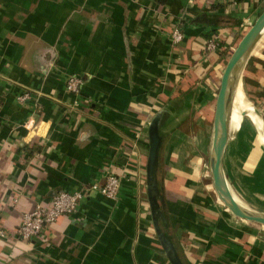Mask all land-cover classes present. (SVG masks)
Instances as JSON below:
<instances>
[{
  "label": "crops",
  "instance_id": "1",
  "mask_svg": "<svg viewBox=\"0 0 264 264\" xmlns=\"http://www.w3.org/2000/svg\"><path fill=\"white\" fill-rule=\"evenodd\" d=\"M263 7L264 0H0V229L8 235L0 264H167L144 191L147 125L159 109L157 180L182 263L264 264V226L234 220L203 190L219 64ZM176 27L184 39L172 46ZM213 32L224 49L203 56ZM253 49L239 81L257 79L264 91V71L245 72L252 57L264 60V30ZM70 76L81 79L77 94L65 89ZM22 93L29 99L18 101ZM238 95L244 104L240 84ZM257 102L255 129L241 118L228 135L223 172L238 203L264 212V99ZM204 130L206 153L196 148ZM174 139L187 146L167 149L161 162ZM108 174L121 177L115 200L86 191L77 210L40 237L12 235L36 204L102 185ZM182 231L190 236L178 243Z\"/></svg>",
  "mask_w": 264,
  "mask_h": 264
},
{
  "label": "water",
  "instance_id": "2",
  "mask_svg": "<svg viewBox=\"0 0 264 264\" xmlns=\"http://www.w3.org/2000/svg\"><path fill=\"white\" fill-rule=\"evenodd\" d=\"M263 30L264 7L251 21L244 22L235 40L221 58L211 98L210 124L212 139L208 158L209 181L218 206L225 214L236 221L260 226H264V212L246 208L235 200L223 172V161L231 140L227 129V118L232 96L230 83L238 62L243 56L241 68L234 80L236 84L238 83L243 64ZM252 109L258 116V111L253 106ZM164 112V109H159L155 112L147 125L144 191L154 234L161 249V254L168 264H183L170 236L167 234L168 221L165 203L162 189L157 180L159 150L161 146L160 127Z\"/></svg>",
  "mask_w": 264,
  "mask_h": 264
},
{
  "label": "built area",
  "instance_id": "3",
  "mask_svg": "<svg viewBox=\"0 0 264 264\" xmlns=\"http://www.w3.org/2000/svg\"><path fill=\"white\" fill-rule=\"evenodd\" d=\"M193 0H188L192 2ZM172 46L182 43L184 37L179 28H174L170 35ZM222 49L219 39L210 35L206 40L203 56L211 53H218ZM82 85L81 79L77 76H70L65 82V89L69 93L77 94ZM23 102L29 99V94L22 93L16 98ZM121 177L108 174L102 185L91 184L81 191H58L48 201L38 203L32 210L23 214L20 224L12 232L15 238L22 240H34L40 237L45 230L57 217L74 213L86 191H96L104 198L115 200L118 195ZM8 235L0 229V238L6 239Z\"/></svg>",
  "mask_w": 264,
  "mask_h": 264
},
{
  "label": "rangeland",
  "instance_id": "4",
  "mask_svg": "<svg viewBox=\"0 0 264 264\" xmlns=\"http://www.w3.org/2000/svg\"><path fill=\"white\" fill-rule=\"evenodd\" d=\"M240 81H239V79H238V83H239ZM243 105H245V103L243 104V100L241 101V100H239V95L237 94L236 95V97H235V99L233 100V103H232V106H231V113L233 112L234 113V115L236 116V113H237V111H239L240 109H241V107L243 106ZM243 114V115H242ZM242 114H241V117H242V120H241V122H240V126L241 125H244V126H249L250 125V127L252 126V128L253 129H255V124H256V121H255V119L254 118H252V117H249L248 115H246L244 112H242ZM255 115V114H254ZM231 127H232V129H231V131L232 130H234L235 128H236V126H232L231 125ZM186 131H187V133L189 134V132L190 133H192L193 132V130L192 129H190V128H188V129H186ZM198 133V132H197ZM191 135V134H190ZM195 135H197V137H200V134L198 133V134H195ZM208 136V133L204 130V133H203V135H201L202 136V140H203V143L202 142H200L199 143V145H196V148L199 150V151H202L203 150V152L204 153H206V150H207V147H208V144H206L207 143V136ZM233 136V135H232ZM231 136V137H232ZM192 139H193V136L192 137H189V139L187 140V142H188V145H191V141H192ZM233 140V139H232ZM231 140V141H232ZM183 141H177V140H172V142L169 144V146H168V143L167 144H165V145H163V148H162V161L161 162H164V160H165V152H166V150L167 149H169V148H172V149H175V150H178V148L179 147H183V145H186L187 146V144H183L182 143ZM190 142V143H189ZM195 144V143H194ZM193 145V144H192ZM242 152L244 153V148L242 149ZM205 172H207V169H206V171ZM207 175H208V173H207ZM205 176H206V174H205ZM209 177V176H208ZM208 181H209V178H208ZM207 187L209 188H206V186L204 187V189L203 190H208L209 192H211L212 191V188H211V184H210V181H209V183H208V185H207ZM171 191V190H170ZM207 191V192H208ZM249 199H251V198H249ZM253 200H255V199H253ZM252 199H251V201H253ZM256 201V200H255ZM257 202V201H256ZM248 203H253V202H249L248 201ZM174 209L175 210H173V212L174 213H176V215H177V217H178V219H179V222H181V220H180V214L178 213V211H177V208H175L174 207ZM180 215V216H179ZM172 218H173V220H174V230L173 231H177V229H179V222L178 223H175V221H176V219L177 218H175L174 216H172ZM176 224V225H175ZM177 224H178V226H177ZM178 232V231H177ZM205 232H206V230H205ZM190 236V234L188 233V231H182V233L179 235V237H178V243L180 242V241H182V240H184L185 238H187V237H189ZM159 249H160V247H159ZM160 251H161V249H160ZM162 257H163V255H162ZM164 260H165V258H164ZM166 261V260H165ZM166 263L168 264V262L166 261Z\"/></svg>",
  "mask_w": 264,
  "mask_h": 264
},
{
  "label": "trees",
  "instance_id": "5",
  "mask_svg": "<svg viewBox=\"0 0 264 264\" xmlns=\"http://www.w3.org/2000/svg\"><path fill=\"white\" fill-rule=\"evenodd\" d=\"M212 35L215 36L217 39H218V37L219 38L222 37L221 34L218 33V32H213ZM222 49H224V48H222ZM221 50H220V52H218V56H220V54L222 53ZM255 51L256 50H254V52ZM255 55H257V54H255ZM260 56H261V58H264V50H263V52H262V54ZM255 66H257L258 68L260 67L261 69L257 70V69L254 68ZM258 71H260V73L264 71V60L263 59L261 60L260 57L259 58H253L252 57L251 60L249 61L248 65H247V68H246V71L245 72H246V74H250V75H252L254 77H259V76H256V74L258 73ZM176 79L179 81L180 76L178 75L176 77ZM239 84H240V88H241V90H242L245 98L247 99V101L250 104H253V105L259 107V103L257 102V100L258 99H264V91L258 85L257 79H255V80L254 79H251L250 80V79H248L247 77L244 76V77H241L240 78ZM245 85H248L249 86V89L248 90L245 89Z\"/></svg>",
  "mask_w": 264,
  "mask_h": 264
},
{
  "label": "bare ground",
  "instance_id": "6",
  "mask_svg": "<svg viewBox=\"0 0 264 264\" xmlns=\"http://www.w3.org/2000/svg\"><path fill=\"white\" fill-rule=\"evenodd\" d=\"M246 49V47H245ZM243 60V56L240 58L239 62H238V65L236 67V71L234 73V76L231 80V104H230V108H229V112H228V118H227V129H228V134H230V131L232 129L231 125L235 123L234 126H238L240 120H241V114L242 112H244L245 114L249 115V117H252L255 119L256 121V117L254 115V112H253V109H252V106L251 104L245 100V105H243L241 107V109L239 110L238 114L236 113V116L234 115V113L232 112L231 113V106H232V103H233V100L235 99L236 95L238 94V85L239 83L236 84V82H234V80L236 79V75L238 74L240 68H241V62ZM246 107V108H245Z\"/></svg>",
  "mask_w": 264,
  "mask_h": 264
}]
</instances>
